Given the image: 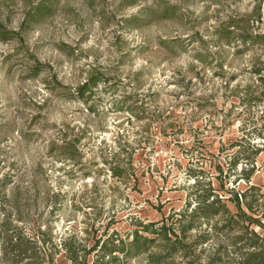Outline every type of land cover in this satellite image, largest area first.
I'll return each instance as SVG.
<instances>
[{
  "label": "rangeland",
  "instance_id": "obj_1",
  "mask_svg": "<svg viewBox=\"0 0 264 264\" xmlns=\"http://www.w3.org/2000/svg\"><path fill=\"white\" fill-rule=\"evenodd\" d=\"M227 22L264 37V0H0L10 38L0 41V179L21 193L28 232L48 227L87 248L127 239L135 221L192 209L210 182L230 215L237 195L262 227L201 224L188 240L204 233L208 243L172 264L219 254L238 264L233 243L246 227L264 244V39L244 45L235 30L226 44ZM91 73L101 82L81 99L74 91ZM70 140L74 161L62 159ZM121 163L128 177L112 178ZM8 207L0 198V217Z\"/></svg>",
  "mask_w": 264,
  "mask_h": 264
},
{
  "label": "trees",
  "instance_id": "obj_2",
  "mask_svg": "<svg viewBox=\"0 0 264 264\" xmlns=\"http://www.w3.org/2000/svg\"><path fill=\"white\" fill-rule=\"evenodd\" d=\"M46 9L42 4L36 6L33 15H42ZM172 10V9H171ZM170 9L164 10L163 20L172 17L169 14ZM257 13V14H256ZM259 16V7L255 12ZM133 19H135L133 17ZM139 27V26H136ZM239 29L242 30L239 33ZM238 31V39L241 44H262L264 37L251 36L246 29L239 28L235 22H227L225 34L226 44H230V35ZM9 32L5 31L0 25V41H6ZM101 82L96 73H91L87 80L75 89L76 95L83 99L85 95H91L93 90ZM132 113V111H130ZM78 140H70L64 143L62 159L68 161L76 160L78 152L76 143ZM130 161V158L128 159ZM128 168L123 165L110 167L111 177L124 179L128 177ZM216 169L221 173V169ZM196 188L199 181L196 179ZM6 179H0L2 195L0 198L8 204L10 213L0 217V264H54V260L60 254L69 262V264H125L129 260L144 257L147 264H172L175 256H181L182 259H188L191 255V249L194 245H205L209 238L207 234L198 233L192 241H189L191 232L199 230L201 224H210L216 218L224 221V227L231 228L234 224L249 222L250 225L262 227L260 222L251 216L239 206L237 195L234 196V203L237 213L232 216L227 206L221 202L213 189L210 182L207 188L199 194L194 193L195 206L192 209L188 207L181 214L168 218L166 222L147 223L135 221L134 230L127 239H121L117 235L111 234L104 240H97L90 248L85 244L77 241L74 235L66 236L63 239L55 240L50 228L40 226L32 227L28 232L23 225V213L20 208L22 200L21 193L18 189L13 188L11 191H4L6 188ZM246 209L251 210L247 205ZM14 220H13V218ZM168 222V223H167ZM22 223V225L20 224ZM217 229V224L211 226V231ZM233 246L242 243L238 264H264V244L260 237L253 231L245 228V233L236 236ZM93 256V257H92ZM122 256L120 259L119 257ZM89 257L92 260L89 261ZM221 255L210 257L207 264H219ZM191 264V262H187Z\"/></svg>",
  "mask_w": 264,
  "mask_h": 264
}]
</instances>
